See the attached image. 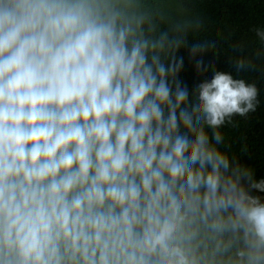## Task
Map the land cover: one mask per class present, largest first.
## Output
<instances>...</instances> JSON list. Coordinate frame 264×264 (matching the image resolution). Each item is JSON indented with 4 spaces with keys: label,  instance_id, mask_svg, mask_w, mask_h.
<instances>
[{
    "label": "clouds",
    "instance_id": "1",
    "mask_svg": "<svg viewBox=\"0 0 264 264\" xmlns=\"http://www.w3.org/2000/svg\"><path fill=\"white\" fill-rule=\"evenodd\" d=\"M201 26L179 0H0V264H264V179L216 147L258 89L214 71L189 102Z\"/></svg>",
    "mask_w": 264,
    "mask_h": 264
},
{
    "label": "trees",
    "instance_id": "2",
    "mask_svg": "<svg viewBox=\"0 0 264 264\" xmlns=\"http://www.w3.org/2000/svg\"><path fill=\"white\" fill-rule=\"evenodd\" d=\"M179 6L185 18L202 22L199 30L188 35L187 45L176 53L177 58H184L178 79L188 88L189 102L193 101L195 86L210 80L214 71L229 73L258 89L255 111L243 117L234 115L231 123L223 125L219 131L224 140L216 147L230 161L234 159L250 169L255 180L264 179V43L256 35L257 29L264 30V0H179ZM170 8L175 17L177 4ZM204 42L215 43L216 47L190 58L191 46ZM240 58L250 60L253 66L238 71L235 61ZM199 59L207 66L206 71H197ZM205 132L215 143L212 130L205 127ZM252 194L264 198V193Z\"/></svg>",
    "mask_w": 264,
    "mask_h": 264
}]
</instances>
